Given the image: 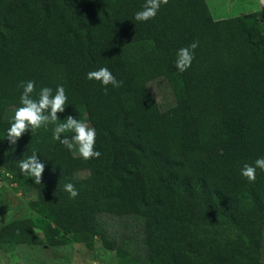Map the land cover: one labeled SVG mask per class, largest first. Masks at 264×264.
I'll return each mask as SVG.
<instances>
[{"label": "trees", "instance_id": "obj_1", "mask_svg": "<svg viewBox=\"0 0 264 264\" xmlns=\"http://www.w3.org/2000/svg\"><path fill=\"white\" fill-rule=\"evenodd\" d=\"M144 3L0 0L2 176L33 194L28 207L42 219L0 220V247L93 250L99 240L136 258L143 250L146 264H264V171L255 182L241 175L264 157V5L215 19L207 0H169L136 21ZM194 41L192 66L180 72L177 51ZM102 67L122 85L87 78ZM161 78L175 100L165 110L150 89ZM29 80L33 98L63 85L67 106L61 121L12 145L7 130ZM68 115L95 128L99 158L54 140ZM33 152L45 164L39 185L18 167ZM104 216L134 218L139 241L112 239Z\"/></svg>", "mask_w": 264, "mask_h": 264}, {"label": "clouds", "instance_id": "obj_2", "mask_svg": "<svg viewBox=\"0 0 264 264\" xmlns=\"http://www.w3.org/2000/svg\"><path fill=\"white\" fill-rule=\"evenodd\" d=\"M169 0H145L143 8L135 14V20L145 22L154 19L162 5H167ZM264 4V0H260ZM199 41H194L188 47H182L177 51L175 66L180 72L187 71L195 58V49L198 48ZM89 80L100 82L105 88L108 85L120 87L122 81H118L113 73L107 68L102 67L87 74ZM23 93L20 97L21 106L15 110L14 117L7 130L6 139L10 144L16 145L22 136L31 131L34 132L40 128H47L50 124H56L61 121L58 113H64L67 106L68 97L63 85L57 86L55 93L49 87L42 88L38 93V98H33L36 91L35 81L29 80L22 82ZM66 132H74L69 139L62 134ZM53 138L72 150L74 145L78 146L79 155L85 160L99 158L101 153L96 150V130L90 127L83 120L68 115L63 123H59L53 130ZM18 167L22 174L33 178L35 184L39 185L42 181V174L45 170V164L42 162L36 152H33L27 158L18 161ZM257 169L264 171V157L255 160L254 164H244L241 169V175L249 182H255L257 179ZM64 190L70 194L72 198L79 195L78 190L72 183H66ZM14 216V209L9 208L4 216H0V220L5 223L10 222ZM100 260L93 261V264H111L113 254L110 251H101L98 253Z\"/></svg>", "mask_w": 264, "mask_h": 264}, {"label": "rangeland", "instance_id": "obj_3", "mask_svg": "<svg viewBox=\"0 0 264 264\" xmlns=\"http://www.w3.org/2000/svg\"><path fill=\"white\" fill-rule=\"evenodd\" d=\"M207 2L215 19H227L259 12L264 5L260 3V0H207ZM150 89L162 109L165 110L174 105V96L166 80L161 78L154 81L150 84ZM82 120L87 122L85 117ZM73 151L75 155L80 156L78 146L74 145ZM2 165L0 156V215L4 216L11 208L14 209L12 219L30 217L35 221L36 226L40 227L42 219L28 207V200L33 198V194L24 195L19 188L5 179L2 176ZM104 221L112 239L125 242L128 240V236H134L132 238L139 241L138 222L134 218L104 216ZM105 250L109 251L99 240L93 250L79 243L58 247L29 245H21L13 249L0 247V264H93V261L100 260L98 253ZM137 250L142 257L136 258L137 252H134L133 248L130 252L125 250L110 251L113 254L111 264H146L143 262L144 251ZM101 264H103L102 261Z\"/></svg>", "mask_w": 264, "mask_h": 264}]
</instances>
